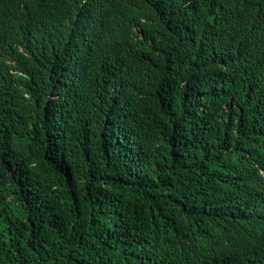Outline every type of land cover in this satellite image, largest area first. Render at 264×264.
<instances>
[{
  "label": "trees",
  "instance_id": "16d2710c",
  "mask_svg": "<svg viewBox=\"0 0 264 264\" xmlns=\"http://www.w3.org/2000/svg\"><path fill=\"white\" fill-rule=\"evenodd\" d=\"M84 1L1 0L0 264H264V0Z\"/></svg>",
  "mask_w": 264,
  "mask_h": 264
},
{
  "label": "clouds",
  "instance_id": "9594fccd",
  "mask_svg": "<svg viewBox=\"0 0 264 264\" xmlns=\"http://www.w3.org/2000/svg\"><path fill=\"white\" fill-rule=\"evenodd\" d=\"M66 1H74V0H66ZM45 0H33L29 2L28 0H15L14 3H12V8L10 12H17L19 10L20 12L24 13L26 15V19L30 24L35 23L36 21H39V17L42 14V12L45 9H40L44 4ZM40 3V6L38 5ZM8 0H5V8L7 7ZM105 8H99L95 3L92 2H82L81 3V9H80V22L82 25L88 28H93L96 26H101L104 28H110L111 25L105 26L102 23V19L105 16L111 15L115 12H125V3L124 0H110V1H104ZM4 8V10H5ZM3 10V11H4ZM34 10H40V15L35 16L33 15ZM57 13V8L54 9ZM1 0H0V67L1 65L5 68H7L8 72L10 73L9 75H4L3 73L0 74V80H1V75L5 79L12 80L18 84L17 91L15 93H11L8 91L1 90V84H0V102L8 105L9 103H25L29 106H31V102L33 100H43L45 98H50V96L43 97L40 92H39V86L37 84V77L34 74V80H33V85H31L28 89H26L23 86V83L21 79L16 78L15 75L21 76L23 73L21 70L17 69V64L16 61H11L7 59L6 61L1 60V53H4L5 56H10L8 55V52L12 48H7V33L6 30L8 29L6 23L3 25L2 19H1ZM6 14V12H4ZM95 19H98V22L95 24ZM42 24V21H41ZM121 24L120 26H122ZM119 26V27H120ZM29 29H33V25H28L27 26ZM118 27V28H119ZM117 29V28H116ZM93 51V50H92ZM89 49L83 50V56H87L89 54ZM26 56H31L35 57L38 61H40V53H35L31 52L29 50H24L23 53ZM18 58V57H16ZM98 59H101V56L98 54ZM92 60H94V57L92 55ZM47 68V67H46ZM14 74V76H12ZM208 259H201L198 260L196 263L197 264H208L207 263Z\"/></svg>",
  "mask_w": 264,
  "mask_h": 264
}]
</instances>
